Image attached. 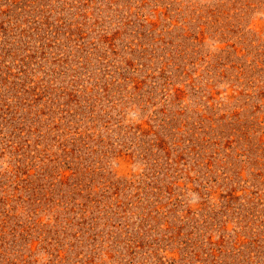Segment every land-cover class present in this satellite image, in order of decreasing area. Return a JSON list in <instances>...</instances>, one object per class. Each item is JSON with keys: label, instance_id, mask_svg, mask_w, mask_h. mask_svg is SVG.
<instances>
[{"label": "rangeland", "instance_id": "374dc122", "mask_svg": "<svg viewBox=\"0 0 264 264\" xmlns=\"http://www.w3.org/2000/svg\"><path fill=\"white\" fill-rule=\"evenodd\" d=\"M0 264H264V0H0Z\"/></svg>", "mask_w": 264, "mask_h": 264}]
</instances>
